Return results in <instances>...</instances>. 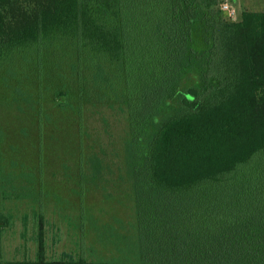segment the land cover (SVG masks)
I'll list each match as a JSON object with an SVG mask.
<instances>
[{
  "label": "trees",
  "instance_id": "1",
  "mask_svg": "<svg viewBox=\"0 0 264 264\" xmlns=\"http://www.w3.org/2000/svg\"><path fill=\"white\" fill-rule=\"evenodd\" d=\"M0 98L122 111L137 223L133 255L49 260L40 215L36 258L4 260L5 202L33 189L0 165V264H264V11L0 0Z\"/></svg>",
  "mask_w": 264,
  "mask_h": 264
},
{
  "label": "rangeland",
  "instance_id": "2",
  "mask_svg": "<svg viewBox=\"0 0 264 264\" xmlns=\"http://www.w3.org/2000/svg\"><path fill=\"white\" fill-rule=\"evenodd\" d=\"M223 10L239 20L245 10L264 11V0H223ZM1 99L0 165L15 174V185L33 189L32 197L5 202L12 223L3 235L4 260L36 258L40 215L49 260L133 255L137 223L125 173V114L87 105L80 125L72 110Z\"/></svg>",
  "mask_w": 264,
  "mask_h": 264
},
{
  "label": "built area",
  "instance_id": "3",
  "mask_svg": "<svg viewBox=\"0 0 264 264\" xmlns=\"http://www.w3.org/2000/svg\"><path fill=\"white\" fill-rule=\"evenodd\" d=\"M224 8H229V5H228V4H225V5H224Z\"/></svg>",
  "mask_w": 264,
  "mask_h": 264
}]
</instances>
